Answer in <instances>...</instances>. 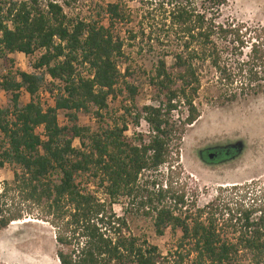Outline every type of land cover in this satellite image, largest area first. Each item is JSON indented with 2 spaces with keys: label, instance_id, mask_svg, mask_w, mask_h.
I'll use <instances>...</instances> for the list:
<instances>
[{
  "label": "trees",
  "instance_id": "obj_1",
  "mask_svg": "<svg viewBox=\"0 0 264 264\" xmlns=\"http://www.w3.org/2000/svg\"><path fill=\"white\" fill-rule=\"evenodd\" d=\"M226 2L157 0L150 12L159 22L146 32L138 25L134 35L129 33L132 40L145 38L162 48L147 78L156 106L136 109L132 75L117 69L122 41L112 34V26L127 18L123 7L105 6L104 27L67 19L55 0H0V60L21 54L31 70L7 72L0 79L6 96L0 107V170L10 168L12 176L0 185V231L22 218L47 223L55 230L58 264H241L244 259L264 264V204L258 198L232 186L218 190L219 210L213 202L195 209L177 184V144L183 128L199 117L194 101L203 74L212 72L220 104L264 93V27L220 22ZM77 67L85 68L87 77ZM44 75L63 84V96L46 110L33 100ZM22 92L29 101L20 105ZM116 94L134 111L133 125L143 120L152 135L145 140L136 135L132 144L122 137L123 123L95 133L77 125L79 113L100 119ZM179 107L184 117L173 122ZM161 168L163 186L154 178L139 185L142 174ZM79 174L97 180L110 205L120 198L133 203L151 219L154 236L179 232L175 245L161 256L155 247L124 235L122 219L78 190L74 177Z\"/></svg>",
  "mask_w": 264,
  "mask_h": 264
},
{
  "label": "rangeland",
  "instance_id": "obj_2",
  "mask_svg": "<svg viewBox=\"0 0 264 264\" xmlns=\"http://www.w3.org/2000/svg\"><path fill=\"white\" fill-rule=\"evenodd\" d=\"M66 2L68 6L64 8L63 13L67 19L86 23L96 22L104 27L108 24V19L103 13L106 5L117 4L124 8L126 20L112 26L113 36L122 41L123 58L118 60L117 69L120 74L127 69L132 75L130 83L137 88L134 100L136 109L156 106L153 93L147 85V78L150 77L153 67L160 59L162 48L145 38L137 37L132 40L129 33L134 35L138 25H141L146 32L147 27H151L152 23L159 22L156 13L150 12L153 11L157 0H66ZM225 20L264 27V0H227L226 5L220 10L219 21ZM35 57L37 55H34L31 61ZM28 62L29 60L23 57L0 60V79L4 76L3 71L12 74L14 72L30 73ZM165 63L168 65L170 60L166 58ZM76 70L87 75L85 68L77 67ZM203 75L202 88L194 101L199 117L192 127L183 128L182 138L177 144L179 155L177 184L185 188L186 202H193L195 209H201L213 202L217 204L219 210L221 203L216 200L218 190L232 186H236L240 192H246L247 196L258 198L264 204V93L231 104H220L216 100L217 93L213 86L212 72L209 71ZM125 81H128L127 78ZM5 99L6 96L0 94V107L4 105ZM122 100V96L118 94L113 100H108L106 110L99 113L100 119L92 113H79L77 125L95 133L113 125L120 127L123 123L130 130L129 134L124 135L125 140L135 144L132 136L137 133L145 140L147 136L143 135L144 127L137 126L138 124L133 125L131 117L134 111L127 101ZM27 101V96L20 94L19 104L23 105ZM124 109L129 111V115L124 114ZM178 111L180 114H172L173 122L177 121V117H184L181 107ZM89 117L93 119V123L89 122ZM57 123L60 127L65 123L61 113L57 115ZM127 135L131 137L126 138ZM236 142L242 145V150L237 157L225 165L206 167L198 163L196 159V151L202 148ZM72 147L79 149V142L74 140ZM163 172L164 169L161 168L155 174L144 173L138 179V183L142 185L145 181L150 182L154 178L162 185ZM11 178V169L4 166L0 170V185L9 183ZM74 183L79 191L91 195L102 205L105 213L124 221V235L137 238L155 247L161 256L175 245L179 232L171 233L165 230L161 237L154 236L149 217L143 216L142 211L136 210L135 205L133 203L130 205L124 198L110 205L98 181L88 174L76 175ZM241 187L244 188L241 190ZM146 189L149 191V183ZM242 204L247 206L250 202L245 199ZM187 210L192 212L190 208ZM27 220L29 223L10 224L0 231V264H58L55 258V252L58 249L54 242L55 230L47 223L35 220L34 217L22 218L20 221ZM241 264H248V262L244 259Z\"/></svg>",
  "mask_w": 264,
  "mask_h": 264
},
{
  "label": "built area",
  "instance_id": "obj_3",
  "mask_svg": "<svg viewBox=\"0 0 264 264\" xmlns=\"http://www.w3.org/2000/svg\"><path fill=\"white\" fill-rule=\"evenodd\" d=\"M63 2H66V0H56L55 1V3L61 8L62 11L65 8ZM76 72L79 73L77 70H76ZM2 74L6 75V73L4 71L2 72ZM79 74L81 76L87 77L84 73H79ZM43 84H44V86H43ZM62 89H63V84L60 81H58L56 79H50L48 76L44 75L43 76V82H42L41 86L39 87V89L37 90L35 96L33 97V100L38 103L39 107L42 110L50 109L53 107L54 101L58 97L63 96V90ZM77 119H78V116H77ZM88 120L90 123H93V119L91 117H89ZM57 125H58V123H57ZM141 125H142V127H144V130H145L143 132V135H145V136H149L150 134L152 135V133H150V131H149L148 126L146 125V123L143 120H140L138 122L137 126H141ZM129 132H130L129 127L125 126V130L123 131L122 136L124 137V135L126 133L129 134ZM36 133L38 135H40L41 130L37 129ZM136 135H138V133ZM136 135L132 136V138H134ZM129 136L130 135H127L126 138H129Z\"/></svg>",
  "mask_w": 264,
  "mask_h": 264
},
{
  "label": "flooded vegetation",
  "instance_id": "obj_4",
  "mask_svg": "<svg viewBox=\"0 0 264 264\" xmlns=\"http://www.w3.org/2000/svg\"><path fill=\"white\" fill-rule=\"evenodd\" d=\"M233 144L215 145L202 148L196 151V159L198 163L206 167L225 165L239 155Z\"/></svg>",
  "mask_w": 264,
  "mask_h": 264
},
{
  "label": "crops",
  "instance_id": "obj_5",
  "mask_svg": "<svg viewBox=\"0 0 264 264\" xmlns=\"http://www.w3.org/2000/svg\"><path fill=\"white\" fill-rule=\"evenodd\" d=\"M14 57H15V58H16V57H23V58H24V56L21 55V54H13V55L7 56L6 58H11V59H12V58H14ZM22 93H23L24 95H26L24 92H22ZM22 93H21V94H22ZM0 94H2L3 96L5 95L2 91H0ZM26 96H27L28 101H29V97H28V95H26ZM28 101H27V102H28ZM27 102H26V103H27ZM24 104H25V103H24ZM40 130H41V129H40Z\"/></svg>",
  "mask_w": 264,
  "mask_h": 264
},
{
  "label": "water",
  "instance_id": "obj_6",
  "mask_svg": "<svg viewBox=\"0 0 264 264\" xmlns=\"http://www.w3.org/2000/svg\"><path fill=\"white\" fill-rule=\"evenodd\" d=\"M233 146L237 149V152L240 154L242 150V145L239 142L233 144Z\"/></svg>",
  "mask_w": 264,
  "mask_h": 264
},
{
  "label": "bare ground",
  "instance_id": "obj_7",
  "mask_svg": "<svg viewBox=\"0 0 264 264\" xmlns=\"http://www.w3.org/2000/svg\"><path fill=\"white\" fill-rule=\"evenodd\" d=\"M28 222V220L27 221H19V222H13V223H11L12 225H17V224H19V225H21V224H25V223H27ZM29 223V222H28Z\"/></svg>",
  "mask_w": 264,
  "mask_h": 264
}]
</instances>
